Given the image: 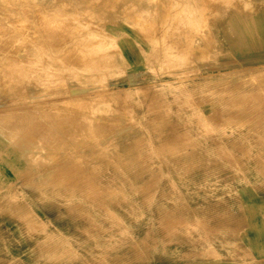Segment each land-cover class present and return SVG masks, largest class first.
<instances>
[{
  "label": "rangeland",
  "instance_id": "obj_1",
  "mask_svg": "<svg viewBox=\"0 0 264 264\" xmlns=\"http://www.w3.org/2000/svg\"><path fill=\"white\" fill-rule=\"evenodd\" d=\"M19 1L0 0V135L23 161L0 191V264L245 260L241 188L264 186V51L234 52L236 0L199 15L192 0ZM114 24L150 43L145 71ZM87 35L101 43L83 67Z\"/></svg>",
  "mask_w": 264,
  "mask_h": 264
},
{
  "label": "crops",
  "instance_id": "obj_2",
  "mask_svg": "<svg viewBox=\"0 0 264 264\" xmlns=\"http://www.w3.org/2000/svg\"><path fill=\"white\" fill-rule=\"evenodd\" d=\"M238 0L227 12L226 27L235 28L238 33L237 41L238 47L234 52L239 51L250 53L257 50L264 51V0H256L250 12L237 6ZM208 8L215 9V4L211 5L206 3V0H192V7L194 8L193 14H200L201 9ZM196 8H198L196 12ZM246 22V26L244 23ZM249 23V24H248ZM229 25V26H228ZM115 28L112 32L118 35V44L122 54H124L128 63L132 68L143 64L144 70L150 65V43L142 40L141 35L137 29L126 26L122 28L118 24H114ZM200 77L197 78L199 82ZM209 87H201L193 85L191 88L193 94L207 93ZM173 105L174 111H182L180 115L188 116L190 111H199L200 109L193 108H178ZM201 110L205 115L212 114V111H218L214 104L205 103L202 105ZM177 114L176 119H178ZM198 120L194 118L191 121L192 126H196ZM40 126V125H39ZM42 127V126H41ZM170 125H167L169 130ZM6 143V144H5ZM22 158L17 153L15 148L7 144V141L0 135V191L6 190L15 182L18 176V169L22 166ZM182 172H180L181 174ZM193 173V172H192ZM187 174V173H183ZM194 174V173H193ZM241 224L238 227V241L241 249L246 254V259L241 258L239 264H264V186L247 185L241 188ZM197 264H237L228 260L209 259L199 261Z\"/></svg>",
  "mask_w": 264,
  "mask_h": 264
},
{
  "label": "bare ground",
  "instance_id": "obj_3",
  "mask_svg": "<svg viewBox=\"0 0 264 264\" xmlns=\"http://www.w3.org/2000/svg\"><path fill=\"white\" fill-rule=\"evenodd\" d=\"M23 1V0H22ZM54 1V0H53ZM64 1V0H63ZM6 2V1H5ZM19 2H21V0L19 1ZM27 2V1H26ZM70 2V1H69ZM176 2V1H175ZM32 3V2H31ZM12 4V3H11ZM24 4V3H23ZM29 4H30V2H29ZM54 4V3H53ZM17 5V4H16ZM15 5V6H16ZM57 5V4H56ZM23 6V5H22ZM26 6V5H25ZM51 6V5H50ZM49 6V7H50ZM191 6V5H190ZM2 7V6H1ZM34 7V6H33ZM52 7V6H51ZM4 8V10H5V7H3ZM2 8V9H3ZM15 8V7H14ZM30 8H32V6L30 7ZM29 8V9H30ZM20 9V8H19ZM23 9H25V8H23ZM35 9V8H34ZM38 9V8H37ZM8 10V9H7ZM31 10V9H30ZM48 9H45V11H47ZM9 11V10H8ZM33 11V10H32ZM37 11V10H36ZM41 12H42V10H41ZM43 13V12H42ZM75 13V12H74ZM186 13V12H185ZM194 13V12H193ZM23 14H25V13H23ZM33 14V13H32ZM44 14V13H43ZM173 14V13H172ZM42 15V14H41ZM17 16V15H16ZM7 17V16H6ZM9 17V16H8ZM178 17V16H177ZM4 18V17H3ZM14 18V17H13ZM20 18V17H19ZM44 18H45V16H44ZM51 18V17H50ZM172 18V17H171ZM25 19H27L26 18V16H25ZM145 19V18H144ZM23 20V19H22ZM34 20V19H33ZM51 20V19H50ZM62 20V19H61ZM1 21V20H0ZM11 21V20H10ZM21 21V20H20ZM75 21V20H74ZM7 22H9V21H7ZM13 22V21H12ZM33 22V21H32ZM78 22V21H77ZM4 23V22H3ZM20 23V22H19ZM22 23V22H21ZM24 23V22H23ZM51 23V22H50ZM138 23V22H137ZM11 24V23H10ZM14 24V23H13ZM27 24H29V23H27ZM26 25V24H25ZM33 25V24H32ZM55 25V24H54ZM4 26V25H3ZM8 26V25H7ZM11 26L13 27V25L11 24ZM11 26H10V29H12L11 28ZM17 26H18V24H17ZM35 26V25H34ZM180 26V25H179ZM21 27V26H20ZM51 27H54V26H51ZM89 27V26H88ZM3 28V27H2ZM18 28V27H17ZM31 28V27H30ZM30 28H29V30H30ZM60 28V27H59ZM171 28V27H170ZM4 29V28H3ZM38 29V28H37ZM9 30V29H8ZM13 30V29H12ZM36 30V29H35ZM34 30V31H35ZM74 30H76V31H78V32H80V30L78 29V28H74L73 29V31ZM153 30V29H152ZM4 31V30H3ZM23 31H25V29L23 30ZM46 31V30H45ZM9 32H11V31H9ZM9 32H8V34H9ZM32 32V31H31ZM37 32V31H36ZM44 32V31H43ZM51 32V31H50ZM103 32V31H102ZM13 33V32H12ZM20 33V32H19ZM32 33H34V32H32ZM39 33H40V30H39ZM77 33V32H76ZM99 33V32H98ZM4 34V33H3ZM24 34V33H23ZM57 34V33H56ZM95 34V33H94ZM96 34H97V32H96ZM100 34V33H99ZM98 34V35H99ZM9 35H11V34H9ZM16 35H18V34H16ZM28 35V34H27ZM20 36V35H19ZM69 36V35H68ZM11 37V36H10ZM16 37V36H15ZM27 37V36H26ZM39 37H41V36H39ZM42 37H45V36H42ZM42 37H41V39H42ZM93 35H90L89 37H88V35H87V37L84 39V40H80V41H78V42H80L79 44H78V46H77V51H78V56H81V57H86V51H87V48H89L90 46H91V42L93 43V42H95V46L97 45V46H100V38L99 37H93ZM101 37V36H100ZM14 38V37H13ZM24 38V37H23ZM3 39V38H2ZM6 39H7V37H6ZM19 39V38H18ZM21 39V38H20ZM28 40H29V38H27ZM78 39V38H77ZM9 40V39H8ZM16 40V39H15ZM37 40V39H36ZM47 40V39H46ZM48 40H50V39H48ZM95 40V41H94ZM98 40H100L99 42H98ZM3 41V40H2ZM5 41V40H4ZM18 41V40H17ZM16 41V42H17ZM29 41H31V40H29ZM40 41V40H39ZM60 41V40H59ZM73 41H74V39H73ZM26 42V41H25ZM22 43V42H21ZM6 44V43H5ZM14 44V43H13ZM43 45L45 44V42L44 43H42ZM69 44V43H68ZM73 44V43H72ZM58 45V44H57ZM64 45H66V44H64ZM75 45V44H74ZM45 46V45H44ZM47 46V45H46ZM61 46V45H60ZM15 47V46H14ZM57 47V46H56ZM66 48V47H65ZM34 49V48H33ZM90 49H92L91 47H90ZM47 50V49H46ZM11 51H13V49L11 50ZM68 51V50H67ZM66 52V51H65ZM46 53H47V51H46ZM45 53V54H46ZM70 53V52H69ZM79 53H80V55H79ZM83 53H85V55L83 54ZM69 55V54H68ZM71 55V54H70ZM74 55H76V53L74 54ZM73 55V56H74ZM83 55V56H82ZM72 56V55H71ZM88 56V55H87ZM215 56V55H214ZM77 57V56H76ZM84 57V59H79V60H81V65H83V67L85 66V67H87V66H89L90 65V62H92V60H90L88 57H86L85 58ZM75 58V57H74ZM48 59H49V57H48ZM74 61V60H73ZM75 62V61H74ZM172 62V61H171ZM74 65V64H73ZM76 65V64H75ZM3 66V65H2ZM68 66V65H67ZM69 66H71V64L69 65ZM68 66V67H69ZM94 66V65H93ZM49 67V66H48ZM82 67V66H81ZM6 68V67H5ZM51 69V68H50ZM53 69V68H52ZM1 72V71H0ZM48 73V72H47ZM73 74V73H72ZM60 75V74H59ZM6 76V75H5ZM99 76V75H98ZM13 77V76H12ZM64 77V76H63ZM91 77V76H90ZM62 79V78H61ZM1 80H2V78H1ZM14 81V80H13ZM3 82V81H2ZM53 83V82H52ZM11 88V87H10ZM73 88V87H72ZM119 90V89H118ZM102 91H104V90H102ZM107 91V90H106ZM105 91V92H106ZM113 92H115V91H113ZM68 93V92H67ZM85 94H86V92H85ZM95 94V93H94ZM98 94H99V91H98ZM100 94H102V93H100ZM119 94V93H118ZM78 95V94H77ZM76 95V96H77ZM72 96V95H71ZM71 96H69V97H71ZM73 96H75V95H73ZM72 96V97H73ZM79 96V95H78ZM81 96V95H80ZM83 96H84V94H83ZM89 96H91V95H89ZM94 96V95H93ZM103 96V95H102ZM112 96V95H111ZM118 96V95H117ZM64 97V96H63ZM62 97V98H63ZM69 97H66V98H69ZM88 97V96H87ZM98 97V96H97ZM109 97H110V95H109ZM90 98V97H89ZM102 98V97H101ZM105 98V97H104ZM115 98V97H114ZM61 99V98H60ZM94 99V98H93ZM100 99V98H99ZM72 100V99H71ZM70 100V101H71ZM75 100V99H74ZM73 100V101H74ZM118 101V100H117ZM98 103V102H97ZM72 104V103H71ZM94 104V103H93ZM70 106V105H69ZM72 106V105H71ZM251 107V106H250ZM249 107V108H250ZM92 108V107H91ZM39 109V108H38ZM87 109V108H86ZM28 110V109H27ZM89 110H91V109H89ZM93 110V109H92ZM6 111V110H5ZM8 111V110H7ZM9 112V111H8ZM11 112V111H10ZM27 112V111H26ZM92 112V111H91ZM90 112V113H91ZM2 115V114H1ZM9 115V114H8ZM15 116V115H14ZM26 116V115H25ZM6 117V116H5ZM4 117V118H5ZM9 117V116H8ZM13 117V116H12ZM36 117V116H35ZM10 118V117H9ZM54 118V117H53ZM3 119V118H2ZM42 119V118H41ZM88 119V118H87ZM1 120V119H0ZM83 122H84V120H83ZM11 124V123H10ZM9 127V126H8ZM8 131V130H7ZM62 132V131H61ZM46 137V136H45ZM9 138V137H8ZM42 138V137H41ZM52 142V141H51ZM39 145V144H38ZM151 145H153V144H151ZM38 149V148H37ZM41 150V149H40ZM48 151V150H47ZM72 154V153H71ZM156 155H157V153H156ZM51 157H53V156H51ZM208 161V160H207ZM137 164H138V162H137ZM66 165V164H65ZM70 165V164H69ZM68 165V166H69ZM51 167V166H50ZM61 177V176H60ZM75 181V180H74ZM77 181V180H76ZM144 185V184H143Z\"/></svg>",
  "mask_w": 264,
  "mask_h": 264
}]
</instances>
